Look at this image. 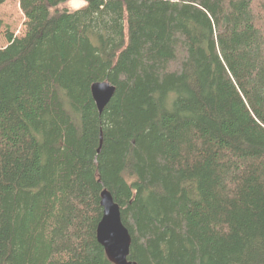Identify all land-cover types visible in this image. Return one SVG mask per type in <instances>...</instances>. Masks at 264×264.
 <instances>
[{"label":"trees","instance_id":"16d2710c","mask_svg":"<svg viewBox=\"0 0 264 264\" xmlns=\"http://www.w3.org/2000/svg\"><path fill=\"white\" fill-rule=\"evenodd\" d=\"M85 1L0 50V264H113L103 192L132 264H264V0Z\"/></svg>","mask_w":264,"mask_h":264},{"label":"water","instance_id":"95a60500","mask_svg":"<svg viewBox=\"0 0 264 264\" xmlns=\"http://www.w3.org/2000/svg\"><path fill=\"white\" fill-rule=\"evenodd\" d=\"M115 92L116 88L109 83H98L92 87V96L100 113L111 102ZM101 205L103 217L97 229L98 243L111 263L132 264L129 262L132 237L123 224L120 206L109 192H103Z\"/></svg>","mask_w":264,"mask_h":264},{"label":"rangeland","instance_id":"374dc122","mask_svg":"<svg viewBox=\"0 0 264 264\" xmlns=\"http://www.w3.org/2000/svg\"><path fill=\"white\" fill-rule=\"evenodd\" d=\"M87 6L85 0H69L62 4L61 9L76 11L84 9ZM0 18L4 22V27L0 35V50L8 47V34H13L15 38H22L26 33L25 22L26 18L20 7V0H9L6 4L0 7Z\"/></svg>","mask_w":264,"mask_h":264}]
</instances>
